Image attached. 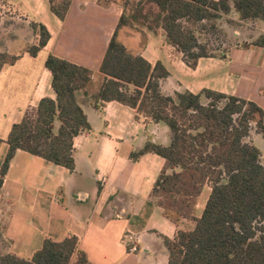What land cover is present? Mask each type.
Wrapping results in <instances>:
<instances>
[{"label":"crops","instance_id":"crops-1","mask_svg":"<svg viewBox=\"0 0 264 264\" xmlns=\"http://www.w3.org/2000/svg\"><path fill=\"white\" fill-rule=\"evenodd\" d=\"M13 11L0 17V53L17 57L14 63L0 64V171L7 156L8 137L42 99L56 100L53 75L46 67L54 55L93 72L82 94V104L92 129L74 140L75 171L19 150L0 191V227L5 245L0 257L15 254L30 259L46 239H79V248L92 264H169L166 240L179 232H192L196 223L182 219L175 223L165 215L153 196L155 183L166 160L154 153L134 162L131 154L148 142L167 146L173 135L138 109L117 101L92 99L99 95L106 76L101 72L110 40L123 8L118 3L103 6L98 0H72L64 20L57 17L49 0H4ZM227 18L239 21L234 11ZM33 23L45 25L51 33L47 46L33 57L27 51L40 41ZM251 25L248 40L240 30L227 32L250 43L264 33V21ZM147 32L143 57L155 66L161 62L170 73L162 83L166 94L212 90L256 103L264 111V48L234 46L227 59L204 58L196 69L166 41L163 30ZM251 140L264 154V139L255 133ZM256 139V138H255ZM264 157V156H263ZM106 178L105 184L101 179ZM212 188L207 184L197 199L201 216ZM139 237V252L130 253L123 243L125 234Z\"/></svg>","mask_w":264,"mask_h":264},{"label":"trees","instance_id":"trees-1","mask_svg":"<svg viewBox=\"0 0 264 264\" xmlns=\"http://www.w3.org/2000/svg\"><path fill=\"white\" fill-rule=\"evenodd\" d=\"M103 6L118 3L123 8L101 65L106 76L100 101H117L167 126L173 139L167 146L148 142L131 154L134 162L147 153L166 160L153 196L165 215L176 224L194 221L192 232H179L166 240L169 264H264V154L253 143V131L264 139V111L256 103L235 96L204 90L166 94L162 83L170 77L166 67L143 57L147 29L163 30L166 41L183 55L184 63L196 69L204 58L227 59L233 46L215 47L212 39L228 38L241 22L264 21V0H140L128 14L127 0H98ZM53 13L64 20L72 0H49ZM239 21L227 18L232 12ZM138 25L143 26L140 30ZM39 44L27 51L36 57L49 43L51 33L33 23ZM217 41V40H216ZM264 48V33L243 47ZM240 47V46H239ZM17 57L0 53V64ZM46 67L53 75L56 100L42 99L36 109L14 124L8 137L9 150L0 171V191L19 150L75 171L74 140L92 129L82 104V94L93 72L50 55ZM4 143L0 139V147ZM212 188L201 216L197 199L206 185ZM0 264H92L79 248V239H46L32 258L15 254L0 257Z\"/></svg>","mask_w":264,"mask_h":264},{"label":"rangeland","instance_id":"rangeland-1","mask_svg":"<svg viewBox=\"0 0 264 264\" xmlns=\"http://www.w3.org/2000/svg\"><path fill=\"white\" fill-rule=\"evenodd\" d=\"M61 1L62 0H59V2H61ZM127 1L129 2L128 8H127L128 9L127 12L129 14L131 9H132V7L135 6L134 4H136L140 0H127ZM138 26H139V27H137L138 30H140L141 28H144L141 25H138ZM251 29H252L251 25H248V26L245 25V26L241 27L239 30L246 36V38H248V40H250V38L253 36V32H252ZM228 35H229L228 38H222V41H220L219 39H212L213 45L215 47H217V48H218V46H223V48H227L229 46H233L234 47V46H241V45L245 44L243 39L235 38L234 35H233V32H229ZM255 133L256 132L253 131L252 136H251L252 140L253 139L257 140V137L255 136L256 135ZM263 162H264V159H263ZM1 232H2V228L0 227V255L3 252L1 247L5 248L4 247L5 243H4V241H2L3 240V238H2L3 236L1 235Z\"/></svg>","mask_w":264,"mask_h":264},{"label":"built area","instance_id":"built-area-1","mask_svg":"<svg viewBox=\"0 0 264 264\" xmlns=\"http://www.w3.org/2000/svg\"><path fill=\"white\" fill-rule=\"evenodd\" d=\"M13 6L6 3L4 0H0V17L4 16V14H7L9 12L13 11ZM107 182L106 178L101 179V183L105 184ZM123 243L127 247L128 251L130 253H138L139 252V237L135 234H125L123 237Z\"/></svg>","mask_w":264,"mask_h":264}]
</instances>
